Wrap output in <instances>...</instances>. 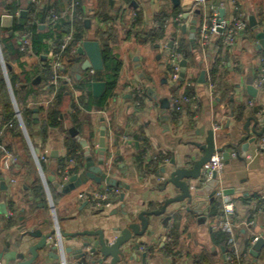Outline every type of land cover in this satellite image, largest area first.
<instances>
[{
    "label": "crops",
    "instance_id": "crops-1",
    "mask_svg": "<svg viewBox=\"0 0 264 264\" xmlns=\"http://www.w3.org/2000/svg\"><path fill=\"white\" fill-rule=\"evenodd\" d=\"M8 1L0 0L1 29H5L2 27L4 16H12L13 23H20L29 17L32 7L34 21L45 30L41 18L47 14L46 7L61 6L64 0H45L43 8H37L31 0H15L20 5L15 13L6 8ZM80 1L86 17V40L100 43L98 31H114L109 47L121 63L119 79L113 95L101 110L81 111L77 128L70 115L75 111L73 103L80 105L83 92L75 88V82L74 87L69 86L73 99L68 98L62 106L63 127L49 128L45 134L40 132L39 126L33 128V144L28 137L30 146L48 158L42 166L48 190L33 156L28 160L29 145L23 143L19 133H8L6 126L0 127V138L5 139L2 144L5 152H0V253L12 250L23 236L29 245L36 243L37 239L27 234L33 229L44 233L56 228L65 233L102 230L111 234L113 228H123L130 221L139 222V213L159 210L165 201L180 194L171 186L164 190L168 175L162 170H172V160L186 161L192 155H200L193 144L204 143L207 132L213 130L216 150L222 149L231 155L227 163L223 161L224 170L217 189L223 190L224 195L230 193L225 196L234 203L240 226L231 237L227 235L225 241L215 229L219 217L211 215L212 204L205 217L188 211L187 203L174 204L166 214L149 217L150 233L139 239L143 243L140 253H147V264H227L231 252L237 255L240 264H264V247L257 257L251 253L254 239H264V137L251 135L246 159L242 161L237 157L246 143L248 119L264 115V88L254 86L264 61V50L258 48L257 39L264 31V0H207L198 15L189 13L191 0H180L179 5L173 0H128L126 5H119L115 0ZM234 1L240 5L248 23L250 17L256 19L258 28L249 25L231 49L217 51L215 42L203 52L198 41L197 49H192L189 27L195 18L198 37L200 26L211 16L210 5L224 2V18L233 25ZM177 11L184 12L181 24L187 26L186 33L179 27ZM164 16L167 18L164 37L147 40L145 33L159 30L158 19ZM171 42L172 48L169 47ZM180 42L188 45L191 57L186 59V77L176 87L170 80L167 62L168 53ZM218 55L224 63L221 62L213 80L211 68ZM21 63L31 77L40 66L38 59L30 56L22 57ZM13 68L15 74L22 73L19 64H14ZM80 69L81 66H76L72 71L77 82L78 76H82ZM135 86L145 90L140 106H136L129 95V87ZM250 86L256 90L254 95L250 93ZM175 95L189 100L182 101L178 111L171 107L165 109ZM46 97L40 100L45 101ZM252 127L253 123L250 129ZM101 131L105 132L106 144L105 165L101 169L125 186L113 188L89 180L64 194L48 183L47 178L54 176L57 183L65 185L73 175L82 173L86 154H90L97 165ZM69 137L80 146L81 162L67 160ZM142 156L144 160L140 163ZM74 169L77 172L70 173ZM66 171L70 173L68 180ZM106 187L116 192L115 205L108 211H96L80 199L83 193L100 192ZM215 201L222 208L223 199L215 198ZM206 208L208 206L202 210ZM249 221L253 224H248ZM63 242L65 248L71 249L66 253L67 264H95L98 259L87 255V248L81 249V238H66ZM53 254L41 252L34 264H61ZM129 263L141 264V261Z\"/></svg>",
    "mask_w": 264,
    "mask_h": 264
},
{
    "label": "water",
    "instance_id": "water-1",
    "mask_svg": "<svg viewBox=\"0 0 264 264\" xmlns=\"http://www.w3.org/2000/svg\"><path fill=\"white\" fill-rule=\"evenodd\" d=\"M175 5L180 4V0H173ZM199 10L195 11V14L198 15ZM21 15H24L22 13ZM188 15L185 16L187 18ZM219 18L222 21L224 19V10L219 11ZM197 19L192 22V25L189 27L190 30V42L192 44V49H197ZM88 26V22L86 23ZM249 25L253 29L258 28V23L254 17H250ZM2 27L11 30L13 27V17L4 16L2 18ZM183 31L186 33L187 26L182 27ZM259 41L258 48L264 50V31L260 32L257 35ZM169 47H173V42L170 43ZM78 55L81 56L84 61L81 64V70L83 72H88L89 70H94L95 72H103L105 69L102 48L101 44L97 40H85L82 45L78 48ZM0 63L4 71V77L7 82L8 90L12 99V102L16 107L15 99L12 93L10 82L8 79V72L4 64L1 52H0ZM182 68L180 72V81H183L186 77V69L188 67V61L182 59L180 62ZM8 69L11 70V66H8ZM78 79H82V76H78ZM201 81L204 83V77L202 75ZM92 94L95 98L101 97L106 90V83L103 81H94L91 85ZM250 93L254 95L256 90L250 86ZM170 105L167 103L165 109H169ZM21 123V122H20ZM253 123V127L250 129V124ZM22 125V124H21ZM260 127V130L257 128ZM24 134L29 141L28 135L26 133L25 127L22 125ZM245 130L247 131L246 143L242 146L241 154H238L237 157L239 160L244 161L248 155L250 149V138L251 135L256 138L264 137V115H258L248 119L247 124L245 125ZM74 134L75 131L73 130ZM105 132L101 131V140L99 143V162L97 165L91 158L90 154H86V164L85 169L80 174L73 175L67 184L62 185L57 183L54 176L48 177V183H51L58 191L62 193H69L75 189L86 184L89 180H93L98 184L105 183L110 187L118 188L125 186L123 183L112 179L107 175L103 169L105 165ZM86 146V145H85ZM193 146L198 150L200 155H192L190 159L183 161H171L172 170L167 171L163 169L162 172L168 175L165 182V189L171 186L179 190L180 194L168 199L164 202L162 207L159 210L155 211H143L139 213L137 220L139 222H128L123 228H113L111 234H107L102 230L98 231H83L78 233H65L61 232L58 228V233L61 237V242L64 246L63 239H82L81 249H88V254L95 255L96 259L95 264H130L129 262H140L141 264H147L146 258L147 253H140L142 247V241H139L140 238L144 237L146 234L150 233V216H162L166 214L167 209L174 204L187 203V210L194 211L197 214H202L204 217L207 216L209 205L214 203L217 187L219 186V181L217 175H213V180L209 183L202 185L200 183V177L203 168L211 161L212 156L216 152V143H215V134L213 130L207 132V137L204 143H194ZM218 152L221 153L222 159L224 162H228L231 158V155L228 152L218 149ZM230 193L225 192V195ZM208 204V205H207ZM208 206V208L203 209V207ZM204 217L202 219H204ZM57 230L44 233L41 230L28 231V236L37 239V242L29 245L24 241V236L22 240L17 243L12 250L1 252L0 253V264H34L40 257L41 252H54L55 259H59L57 247L54 245V237L58 235ZM264 247V239L260 238L252 247V255L255 257L258 256L259 251ZM65 248V246H64ZM71 249L65 248V253H69ZM84 254V256L86 255ZM52 256V254H51Z\"/></svg>",
    "mask_w": 264,
    "mask_h": 264
},
{
    "label": "trees",
    "instance_id": "trees-1",
    "mask_svg": "<svg viewBox=\"0 0 264 264\" xmlns=\"http://www.w3.org/2000/svg\"><path fill=\"white\" fill-rule=\"evenodd\" d=\"M76 2H78V5L75 7V13L77 14V17L73 22L70 21V17L67 15L71 10L72 1L64 0L61 3V6L53 5L52 7H46L45 11H47V14L45 17L43 15L41 18L42 25L46 26L45 30H41L40 25L34 21L35 9L32 7L28 13L29 17L20 23L14 22L11 30L0 28V47L2 58L8 72V79L18 113L21 116L26 133L32 144L33 128L35 126L40 127V132L42 134H45L49 128L63 127L64 119L61 118L63 115L62 106L68 98L73 99V97L70 87L66 83L62 82L58 87H51L48 85V82L54 77V72L50 68L48 62L42 58L39 61L40 66L36 67L35 69L34 76H30V74L27 72V69L21 63V58L24 57V55L18 48V39L16 38L17 32H30L32 34L33 52L35 55L40 56L46 53L49 49L47 41H54L59 50L64 43V39L73 31V39L68 44L66 50L63 53L62 63L64 65V70L59 71V74L72 77L75 82V88H80V90L83 92L79 100L82 108L80 105H75L73 103L72 108L75 111L70 115V120L72 121L73 126L76 128L79 126L78 117L81 111L101 110L107 103L108 99L113 95V91L116 88L119 79L121 63L113 54L112 49L109 47V42L114 36V31L110 30L112 34L108 32H97V37L100 38L102 48L105 66L104 71L96 72L94 77L90 79V77H88L89 73L83 72L80 69L82 71L83 77L81 80H79V82H77L75 74L72 73V71L76 66L80 68L83 58L78 55L77 51L75 52L74 50L79 42L86 40L84 24L86 17L83 13L81 1L76 0ZM8 3L9 4L6 6V8L10 13H15L20 9V5L15 0H9ZM53 9L56 13L64 14L66 16L55 23H48L47 18L50 14V11ZM180 13L181 11H177L175 16L178 18ZM78 16H80L82 20L78 19ZM166 19L167 18L165 16L158 19V23L160 24L159 30L145 33L147 40L154 41L164 37V25L166 24ZM173 51L177 54H180L183 59H189L191 57L189 47L186 43H178V47ZM221 62L222 61L219 55L213 61L211 68L213 80L220 71ZM14 64H19L22 67V73H14ZM8 66H11V70L8 69ZM94 81H103L106 83V90L99 98H95L92 94L91 85ZM0 90V92L3 94L2 109L0 111V127L6 126V131L8 133L10 131L19 133L21 140L26 144L17 119V111L11 105L12 103L8 98L5 81L2 77H0ZM44 95L48 97H46L47 100H40V97ZM139 100L141 101V99ZM47 101L49 102L45 105V102ZM36 119H38V122H36ZM2 144L3 139L0 138V152L4 153L5 151L2 150ZM66 147L68 155L67 160L76 159L77 161L79 160V162H81L80 160L82 157L79 155L80 146L75 142V140H73L72 137H69L68 141L66 142ZM7 148L10 150V147L7 146ZM27 156L28 160L31 161L32 155L29 149H27ZM143 160L144 159L142 156L140 163H142ZM76 172L77 169H74L70 173ZM210 213L212 216L219 218L222 217V208L218 201H214V203H212ZM219 233L223 236L225 241L228 239L226 234L220 231ZM229 255V258L232 260L231 264L241 263L234 252H231Z\"/></svg>",
    "mask_w": 264,
    "mask_h": 264
},
{
    "label": "built area",
    "instance_id": "built-area-1",
    "mask_svg": "<svg viewBox=\"0 0 264 264\" xmlns=\"http://www.w3.org/2000/svg\"><path fill=\"white\" fill-rule=\"evenodd\" d=\"M32 3L37 8H43L45 7V0H31ZM72 6L71 10L67 14L70 17V21L73 22L74 19H76L77 14L75 13V7L78 5V2L76 0H71ZM117 4L119 5H126L128 0H115ZM192 4L189 8V13H194L196 10H199L202 6H205L207 4V0H191ZM224 2H221L219 5H210L209 10L211 12V16L207 21H205L199 28V34L197 37L198 46L200 50L203 52L206 51V49L210 46L217 44V51L219 50H226L231 49L235 42L237 41V38L241 32H244L249 27L248 20L243 13V11L240 8V5L238 2H233L232 5L235 8L236 11V18L235 23L232 25L228 21L225 20V18L221 21L219 18V11L221 9H224ZM52 7V6H51ZM64 14L56 13L55 10H51L50 14L47 18L48 23H55L57 21H60L65 17ZM78 19L82 20L80 16H78ZM184 19V12H181L177 18V20L180 22L179 27H182L181 22ZM16 38L18 39V48L20 52L25 57H36L38 61L42 58L43 60H46L54 72V77L48 82V85L51 87H58L60 83H66L71 87H74V80L72 77L66 75H60L59 71L64 70V65L62 63L63 59V53L66 50L68 44L73 39V31L64 39V43L61 46V48L58 50L56 44L54 41H47V44L49 45V49L46 53L37 56L33 52V42H32V34L30 32H17ZM83 42H79L75 48V52L78 51V48L82 45ZM216 51V52H217ZM218 53V52H217ZM182 56L180 54L175 53L174 51H170L168 53V67L169 70V77L173 85H179L183 81H180V72L182 70L180 66V62L182 60ZM224 63V62H222ZM90 79H92L95 75L94 70L88 71ZM190 86V84H187ZM254 86L257 89H263L264 88V61H262V67L257 75L256 80L254 81ZM129 95L134 100V103L136 106H140L141 103L139 102V99H143L145 95V90L141 87L135 86V87H129ZM192 99H195V97H192ZM188 101L189 98L185 96H173L171 100L170 107L173 111H178L180 109V104L182 101ZM17 111V117L21 124L23 125L22 119L20 114ZM24 126V125H23ZM215 129H218L217 126H215ZM1 136V135H0ZM32 154L33 158L36 161V164L38 166V170L40 172V175L42 177V181L48 190L45 175L42 169V165L48 162V158L46 155H43L36 151L33 147ZM73 164V163H72ZM224 170V163L222 159L221 153L216 150L214 155L211 158V161L203 168L201 177H200V183L202 185H205L213 180V175H217V179L219 181L220 176ZM70 176V173L66 171V180H68ZM116 196V192L112 190L111 188L106 187L100 192H86L80 195V199L82 201L87 202L90 204V207H92L94 210L99 212H104L110 210L115 205L114 197ZM216 199H223L222 203V217L219 218L218 222L216 223L215 229L228 235L232 236L234 231L240 226V223L237 219L236 215V209L235 205L232 201L227 199V197L224 195L223 190L217 189L216 190ZM10 216V215H9ZM248 224H253L252 221H249ZM57 233L58 229L56 228ZM55 246L58 250L59 260L61 264H67L66 260V253L65 248L61 242V237L58 233L56 237H54ZM258 241V238L254 239V244ZM226 262L229 264L232 263V260L230 258L226 259Z\"/></svg>",
    "mask_w": 264,
    "mask_h": 264
},
{
    "label": "rangeland",
    "instance_id": "rangeland-1",
    "mask_svg": "<svg viewBox=\"0 0 264 264\" xmlns=\"http://www.w3.org/2000/svg\"><path fill=\"white\" fill-rule=\"evenodd\" d=\"M0 52H1V47H0ZM1 55H2V52H1ZM0 71H1V75H0V77H2V78L4 79V81H5L6 91H7V93H8V98L10 99V101H11V103H12L11 105H12L13 108L16 110V108H15L13 102H12V99H11V96H10V93H9V90H8L7 82H6L5 77H4V71H3V68H2L1 63H0ZM0 91H1V90H0ZM2 95H3V94L0 92V111H1V109H2V103H3V97H2ZM17 119H18V117H17ZM18 122H19V124H20L21 131H22V134H23L24 140H25V142L27 143V145H29V146H28V149H29L30 153L32 154L31 146H30V144H29V142H28V140H27V138H26V136H25V134H24V131H23V129H22V125H21L19 119H18ZM3 143H5V139H4ZM29 147H30V148H29ZM32 156H33V154H32ZM38 173H39V175H40V172H39V171H38Z\"/></svg>",
    "mask_w": 264,
    "mask_h": 264
}]
</instances>
